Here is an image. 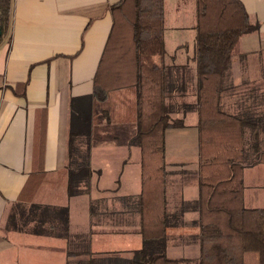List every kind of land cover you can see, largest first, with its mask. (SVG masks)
<instances>
[{
	"label": "crops",
	"instance_id": "0c3cea01",
	"mask_svg": "<svg viewBox=\"0 0 264 264\" xmlns=\"http://www.w3.org/2000/svg\"><path fill=\"white\" fill-rule=\"evenodd\" d=\"M120 1L12 2L10 29L0 46V264H131L142 249L141 152L116 138H132L131 131L116 128L134 126L136 95L123 90L107 103L94 99L113 28L111 8ZM240 1L258 29L235 47L232 86L223 101L231 113L258 105L253 94L264 92V0ZM164 2L166 105L171 118L184 123L165 134L167 208L177 220L168 229L166 254L195 264L198 78L195 44L190 51L184 38L190 30L196 37V0ZM72 111L88 117L72 120ZM257 168L264 170V163L256 160L243 173L247 209H264V180L258 177L254 190L247 182ZM35 176L42 178L38 190L23 197Z\"/></svg>",
	"mask_w": 264,
	"mask_h": 264
},
{
	"label": "trees",
	"instance_id": "16d2710c",
	"mask_svg": "<svg viewBox=\"0 0 264 264\" xmlns=\"http://www.w3.org/2000/svg\"><path fill=\"white\" fill-rule=\"evenodd\" d=\"M12 2L0 0V46L10 29ZM111 11L113 28L95 78L94 99L107 103L113 92L123 90L136 95L132 104L134 126L116 128L121 134L133 133L131 139L116 137L119 144L135 145L141 152L143 246L131 264H191L169 259L166 254L168 229L177 220L167 208L165 134L184 123L173 120L166 105L165 2L121 0ZM196 14L200 150L197 264H264V209L245 207L243 178L247 165L256 160L264 163V92L253 94L258 105L239 112H227L223 104L232 86L235 47L243 35L258 29V23H252L240 0H196ZM75 116L82 122L88 117L72 111V120ZM248 132L250 144L246 147ZM73 138L71 132V153ZM41 182V177H32L23 197L35 194ZM74 190L70 185L71 194Z\"/></svg>",
	"mask_w": 264,
	"mask_h": 264
},
{
	"label": "rangeland",
	"instance_id": "374dc122",
	"mask_svg": "<svg viewBox=\"0 0 264 264\" xmlns=\"http://www.w3.org/2000/svg\"><path fill=\"white\" fill-rule=\"evenodd\" d=\"M195 21H196V18H195ZM191 31V30H190ZM190 31H187V37L184 38V40L187 41V45H188V49L190 51L194 50V44H195V32L194 34H192V39H191V32ZM237 55V52H236V48L233 52V57H235ZM248 139L246 138L245 140V146L248 147ZM258 177H261L262 180H264V170L260 169V168H257L255 170H251L249 172V175H248V179H247V182H248V185L251 187V190H254V184H255V181L257 180ZM197 264V262H196Z\"/></svg>",
	"mask_w": 264,
	"mask_h": 264
}]
</instances>
